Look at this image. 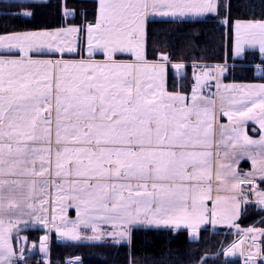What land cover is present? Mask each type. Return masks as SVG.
Listing matches in <instances>:
<instances>
[{"label": "snow or ice", "instance_id": "1", "mask_svg": "<svg viewBox=\"0 0 264 264\" xmlns=\"http://www.w3.org/2000/svg\"><path fill=\"white\" fill-rule=\"evenodd\" d=\"M219 6V0H98L97 22L86 28L87 45L89 55L102 51L105 63L29 55L75 52L61 37L80 32L76 27L0 35V48L24 54L0 58V264H16L10 233L21 221L12 214H27L47 226V217L38 213L48 212L51 187L57 190L51 203L59 204L61 213H66L65 200L77 210L76 221L61 216V237L79 239L81 225L95 232L102 221L119 225L120 238L130 240L134 225L195 227L207 223L209 214L215 224L223 198L213 200V178L217 193L229 184L243 191L241 184L253 183L251 174L241 178L231 164L220 163L229 148L255 146L259 159L249 158L261 165L264 179V136L255 141L235 127L220 126L217 138L215 100L198 102L200 76L188 105L179 92L166 90L164 64L145 58L149 16H205L216 14ZM233 27L236 55L244 44L259 45L264 53V19L237 20ZM116 53H130L134 60L119 63ZM173 67L179 71L184 65ZM217 71L223 74L226 68ZM225 91L233 93L221 97L232 108H221L229 120L259 117L264 129V84L227 86ZM255 194L264 207V191ZM207 201H213L212 209ZM234 207L238 212L239 204ZM51 211L55 221L57 208Z\"/></svg>", "mask_w": 264, "mask_h": 264}, {"label": "trees", "instance_id": "2", "mask_svg": "<svg viewBox=\"0 0 264 264\" xmlns=\"http://www.w3.org/2000/svg\"><path fill=\"white\" fill-rule=\"evenodd\" d=\"M97 9V0H66V3L65 0L0 1V34L78 27L83 39L87 26L95 25L97 21ZM65 11L71 15L65 16ZM23 12L32 15L25 17ZM252 19H264V0H223L216 14L200 20H150L146 27V58L156 62L160 55H166L169 62L189 65L228 63L233 66L225 75L227 81L234 84L264 82V72L257 75L255 69V65L264 64L260 60L261 55L256 52L239 58L234 51V22ZM79 54L87 57L82 47L77 55L72 56L80 57ZM188 67L180 78L173 75L171 69L167 70L169 92H191V67ZM258 191H264V182ZM237 226L240 230L250 228L261 233L259 264H264V208L257 202L242 204ZM28 234L30 239L40 241L46 236V231L31 229ZM53 236L48 261L41 259L46 264H73L68 260L75 257L81 259L78 264H242L239 258H225V252L241 238L233 229L214 231L208 227L194 240L185 229L175 232L172 229L138 227L132 230L129 243H62L56 233ZM37 257L38 252L34 254L33 262L22 264H37L40 260Z\"/></svg>", "mask_w": 264, "mask_h": 264}, {"label": "rangeland", "instance_id": "3", "mask_svg": "<svg viewBox=\"0 0 264 264\" xmlns=\"http://www.w3.org/2000/svg\"><path fill=\"white\" fill-rule=\"evenodd\" d=\"M71 13V12H70ZM24 16V15H23ZM66 29V28H64ZM23 33V32H20ZM233 34H234V51H235V46H236V42H235V30L233 27ZM0 35H6V34H0ZM82 36L81 34L79 35V39L76 37H74L73 34L71 35H66V36H62L61 40L63 41L64 45L67 46L69 44H71L73 47L77 46L78 47V52L80 47H82V50H86L87 49V54H89V50H88V45H87V38H83L81 39ZM75 42L77 43V45H75ZM244 48V51L241 55H235L239 58H244L247 54L250 55H254L256 54H260L261 56H264V53H261L259 51V45H256L255 47H250L247 44L242 45ZM16 50V49H13ZM97 50V49H94ZM5 52V53H4ZM0 53H3V55H0V58H4L1 56L6 55V53H11L14 54V52H10V50L8 49H4V48H0ZM38 55V54H34L33 56ZM51 57H48L47 60H62V61H67L69 63H78L80 61H86V62H91V63H105L107 60H100L102 59L101 57H97L94 55H91L88 57V59H78L77 61H75L76 56H72L75 55L73 53H65L60 54L58 56H68L67 58H60L56 56V54H48ZM23 57V56H22ZM75 57V58H74ZM116 56H114L115 59ZM6 58V57H5ZM10 58V57H7ZM39 58V57H36ZM43 58V57H42ZM79 58V57H77ZM226 63L220 64V66H224L226 68ZM261 65V69L260 72H258L257 67L256 69V73H258L259 75H262V73L264 72V64H260ZM217 68L214 67H210V66H200V67H188V69L190 68V72H191V76H192V81L194 80L195 82V86L192 88V93L188 96L189 101L186 102V104L191 105L192 104V96H193V91L195 88H197V76H200L201 78V82H200V87L198 89V94L197 96L199 97L198 102L200 104H207L209 102L210 99H214L215 100V110H216V105L219 104V99H218V95L217 92H214V88H210V85L213 83V81H215V83H219V81L221 79H224L225 77V73L228 72V69H226V71H224L223 74H220L217 69H218V65H216ZM204 73H207L208 75L205 76ZM181 74V73H180ZM166 79L167 76H165V88H166ZM192 87V85H191ZM217 121L215 122L214 120V127L216 129V136L217 138L219 137L220 134V128H218L217 125ZM243 128H240V131H242ZM255 147V146H253ZM252 147V148H253ZM234 152H228V156H223V158H221L220 163L228 165L231 164L232 169L237 173V163L239 162L241 156H238V153ZM243 156L245 158H249L251 156V151H249V149H245V151H242ZM223 153V152H222ZM239 176V175H238ZM257 174H254L252 176V178H256ZM240 177V176H239ZM257 179V178H256ZM214 182H213V200L215 199L216 195H220L223 199L221 200L220 206H218L216 208V211L218 213L217 217H216V222L215 224L212 223V217L211 215H207L206 219H207V223L204 224H196L195 227H188L184 224H181V226L179 228H176L174 226H169V227H156V226H149L147 224L145 225H134L131 227L130 229V234H131V238H132V230L134 228H138V227H150V228H161V229H172L175 230L176 232L179 230H187L188 231V235L190 238L196 240L198 239V237L200 236V232L205 229L210 227V229H213L214 231L219 230L220 228L222 229H233L234 231H236L238 233V235L241 236V238L232 246V248H234L235 250V258H239L241 259V261H243L244 257H247V253L248 254H254L253 257L255 260H259L260 256H261V233L257 230H253V231H249L250 228H246V230H240V228L237 226V219L239 218L240 215V211H241V204L239 203V199H238V192L237 191H233L231 189V185L229 184L227 187H224L220 190L219 193L216 192V183H215V178H213ZM259 183L261 185L262 181L259 180ZM60 195H64V193H60ZM57 196V190L54 187H51L48 190V199H49V204L45 205V207H47L49 210L47 213H43L40 212L38 213L41 216H46L47 217V226H45L42 223H34L33 222V217L28 216L27 214H19V213H14L12 214V218L14 220H20L21 222L18 224V226L16 228H14L11 233H10V243L11 246L14 250V252L16 253L15 257H13V259L16 261V264H22L24 262H33V256L36 252H38V257L40 260H37V264H46L45 262H41V259H47L48 261V250H49V241L47 242H43V240L41 239L40 241H36L33 239H30L28 231L31 229H41L44 231H48L49 226L51 227V231L44 235L48 236V239H52L53 233H58L57 228H61L63 229V225L61 223V216H64L68 221H76L77 220V210L76 207L74 206L73 202L71 200H65L64 201V207L66 208V213H61L60 212V205L56 204L53 205L51 203L52 200H55ZM236 197V200L231 199L232 197ZM257 197V196H256ZM207 207L209 209L213 208V201H207ZM235 204H239V211L237 212L236 208L234 207ZM55 206L57 208V211L55 213L57 219L55 221L52 220V216L53 213L51 211V208ZM7 217H5V223L7 224ZM24 221H27V223H24ZM69 227H71V225H69ZM212 227V228H211ZM122 229L120 228L119 225H117L116 227H113V225L111 223H104L102 221L97 222V230L94 232L92 230V228L89 227H84L83 225H81L78 229L77 232L79 233L80 238L79 239H70L68 237H59V241L62 243H88V242H101V241H111V242H115V243H129L131 241L130 240H126V239H121L119 236V232ZM51 234V235H50ZM246 239H248V241H246ZM119 241V242H117ZM246 242V244H244ZM43 244L44 246V251H41V245ZM244 244V245H243ZM254 248H252V247ZM230 248V249H232ZM228 249V250H230ZM21 250H23V257H25L23 262H20V256H21ZM250 250H255V252H252ZM259 253V254H257ZM45 255L47 258H45ZM69 262L73 263V264H78L81 262V259L79 257H75L72 259L68 260ZM48 264V263H47Z\"/></svg>", "mask_w": 264, "mask_h": 264}, {"label": "crops", "instance_id": "4", "mask_svg": "<svg viewBox=\"0 0 264 264\" xmlns=\"http://www.w3.org/2000/svg\"><path fill=\"white\" fill-rule=\"evenodd\" d=\"M0 1H8V2H19V3H32V2H47L48 0H0ZM98 2V0H97ZM223 2V0H219V4H221ZM24 13H27V12H23V15ZM70 13V12H68ZM71 15V14H69ZM209 15V14H208ZM208 15H205V16H195V15H188V16H185V17H160L158 15H153V16H149L145 22V35H144V53H145V58H146V27H147V23L148 21L150 20H200V19H203L205 18L206 16ZM25 17H27L28 15H24ZM97 22V21H96ZM69 28V27H67ZM78 28V27H76ZM59 29H62V28H58V29H52V30H36V31H25V32H41V31H57ZM20 33V32H18ZM75 39L76 37L79 39V35H80V32L78 33H73ZM85 37L87 38V33L85 35ZM77 40V39H76ZM78 43V42H77ZM77 43L75 42V45H77ZM75 49L76 51L75 52H72L73 54L77 55L78 54V47L75 46ZM10 52H14V54H11V53H6V55L4 56H1V57H10L12 59H20L22 58V56L24 55L23 53H20L18 50H10ZM5 53V52H4ZM67 53L69 54V52L65 51L63 53V55ZM87 49L85 50V54H87ZM34 54L36 53H29V55L31 56L32 59H39V60H47L48 57H51V56H47V57H39V56H33ZM48 54H56L57 57L60 58H64L62 56H58L60 55L61 53H45V55H48ZM0 55H3V53H0ZM80 55V54H79ZM89 55V54H87ZM91 55H94V56H101L102 59H100L101 61L102 60H107L106 56L104 55V53L100 50H93L92 51V54ZM89 55V56H91ZM88 56V57H89ZM115 60L119 63H131L133 62L134 60V57L130 54V53H116L115 54ZM126 56V58H117V57H124ZM36 57H39V58H36ZM88 57H85V56H81L79 58L76 57L75 61H77L78 59H88ZM66 58V56H65ZM75 58V57H74ZM147 60V58H146ZM147 62L149 63H162L164 64L165 66V76H168V69L172 71L173 75H175L177 78H180V77H183L185 75V72H186V68L188 67L187 64L185 63H173V62H152V61H148ZM175 64H183L184 67L182 69H180L179 71H177L173 65ZM260 68L261 69V66H257V69ZM260 69H258V72H260ZM181 73V74H180ZM258 75V74H257ZM263 75V73H262ZM168 78V77H167ZM167 79H166V90L168 91L167 89ZM264 84L263 81H255V82H248V83H237V84H234L232 82H229L225 79H221L219 81V83H214L212 87L210 88H214V92H217V95H218V99H219V104L216 105V110L214 112V117H215V122L217 121V125H218V128H220V126H224L226 129H228L229 131L235 127L242 135H247L248 138L252 139V140H255V141H259L261 139L262 136H264V129H261L260 128V123L258 122L259 121V117H257L256 119H252V120H245V119H242L238 116H235L233 117L232 120H229V118L227 116H225L223 114V112L221 111V108L223 107L225 111H231L232 108L226 104V103H223L222 104V101H221V97H227L233 93H230L228 91H225L226 87L227 86H239V87H246V86H259V85H262ZM219 86V87H218ZM169 92V91H168ZM182 96L185 97V103L189 101V98L188 96L192 93H188V94H184L182 92H179ZM198 94V91L196 92ZM238 121V122H237ZM243 128L242 131H240V128ZM236 151L235 153H238V156H241L239 162L237 163V173L238 175L240 176L241 174H251V175H254V174H262L261 171H260V167L261 165L260 164H257V165H253L252 163V159L251 158H245L243 156V153L242 151H245V148H242L240 145H237L236 148H229L228 149V152H234ZM249 151H251V156H256V150H255V147L249 149ZM223 153H221V157L223 158ZM257 159H259L258 156H256Z\"/></svg>", "mask_w": 264, "mask_h": 264}, {"label": "built area", "instance_id": "5", "mask_svg": "<svg viewBox=\"0 0 264 264\" xmlns=\"http://www.w3.org/2000/svg\"><path fill=\"white\" fill-rule=\"evenodd\" d=\"M255 188H256V185L242 184L241 189L243 191H240V193H239L240 199L244 200V198L246 197L247 201L253 200Z\"/></svg>", "mask_w": 264, "mask_h": 264}, {"label": "water", "instance_id": "6", "mask_svg": "<svg viewBox=\"0 0 264 264\" xmlns=\"http://www.w3.org/2000/svg\"><path fill=\"white\" fill-rule=\"evenodd\" d=\"M161 56H164V55H161ZM161 56H159V60H161ZM262 61H264V56H261L260 58ZM162 61V60H161ZM58 235H60V233L58 232ZM235 257V250L234 248L228 250L226 253H225V258L228 259V260H232L234 259Z\"/></svg>", "mask_w": 264, "mask_h": 264}, {"label": "bare ground", "instance_id": "7", "mask_svg": "<svg viewBox=\"0 0 264 264\" xmlns=\"http://www.w3.org/2000/svg\"><path fill=\"white\" fill-rule=\"evenodd\" d=\"M246 241H248V239H246ZM244 244H246V242L244 243ZM243 244V245H244ZM252 247V246H251ZM252 248H254V247H252ZM250 251H252V252H255V250H250ZM254 259V258H253Z\"/></svg>", "mask_w": 264, "mask_h": 264}]
</instances>
